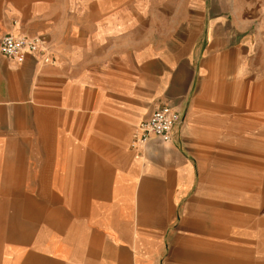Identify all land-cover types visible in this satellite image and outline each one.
I'll use <instances>...</instances> for the list:
<instances>
[{
  "label": "crops",
  "instance_id": "crops-1",
  "mask_svg": "<svg viewBox=\"0 0 264 264\" xmlns=\"http://www.w3.org/2000/svg\"><path fill=\"white\" fill-rule=\"evenodd\" d=\"M58 7L39 0L7 32L46 38L54 64L31 55L17 64L0 54V264H167L180 224L190 237L194 215L204 220L193 212L210 206L221 220L213 225L235 235L237 255H252V237L264 225L246 227L236 216L250 220L264 209V189L237 198L229 190L232 205L209 199L211 187L197 182L198 160L186 145L191 128L179 129L181 122L168 143L132 146L135 126L167 102L186 119L192 85L179 75L177 57L147 45L145 26L131 28L113 6L51 10ZM225 52L217 53L218 81L228 83L218 106L233 107L239 140L242 109L226 100L237 76L226 74ZM250 130L258 138L257 126ZM219 131L225 151L226 129ZM225 251L209 262L245 264Z\"/></svg>",
  "mask_w": 264,
  "mask_h": 264
},
{
  "label": "rangeland",
  "instance_id": "rangeland-1",
  "mask_svg": "<svg viewBox=\"0 0 264 264\" xmlns=\"http://www.w3.org/2000/svg\"><path fill=\"white\" fill-rule=\"evenodd\" d=\"M37 1L0 0V37L8 32L11 25H17L18 18L28 14ZM57 1L59 7L51 10L89 12L104 11L113 6L117 11L126 12V21L131 28L138 24L145 26L147 45L158 44L168 59L177 57L179 75L183 73L189 77L192 86L187 90L185 100L188 118L183 120L182 113L173 132L180 122L179 129L184 124L190 126V139L186 145L198 160V163L195 162L197 172L199 170L197 182L208 181L211 187L207 195L209 199L219 198V201L232 205L235 202L229 190H233L237 198L240 193L264 189V138L260 137L261 133L264 134V0ZM134 34L132 31L129 35L131 41L137 36ZM218 50L221 53L226 51V74L235 71L237 76L231 87L232 97L226 100L235 103L231 106L242 109L240 119L244 135L239 140L233 136V107L229 113V102L226 106L222 104L221 109L218 106L219 98L225 100L223 95L228 85L218 81ZM228 53L235 55L228 58ZM192 55L194 65L191 64ZM178 88L183 89L180 82ZM252 125L257 126L258 138L249 136L253 133L250 130ZM224 128L225 151L218 146L222 140L219 129ZM200 210L193 212L196 215L203 212L200 216L204 215L203 225L198 223L199 218L195 215L192 219L193 234L188 238H192L193 242L186 237L185 225L181 223L178 244L169 252L167 264H216L209 262L207 256L220 255L225 245V252L232 262L240 260L245 264H264V209H260L250 220L242 218L240 213L236 216L237 222H247L246 227L256 220L262 226L257 227L262 236H258L256 231L252 237L255 245L250 244L254 246L252 255L243 257L237 255L235 235L213 225L214 222H221L217 221L213 207ZM226 213L232 214L229 211ZM183 218L186 216L183 215Z\"/></svg>",
  "mask_w": 264,
  "mask_h": 264
},
{
  "label": "built area",
  "instance_id": "built-area-1",
  "mask_svg": "<svg viewBox=\"0 0 264 264\" xmlns=\"http://www.w3.org/2000/svg\"><path fill=\"white\" fill-rule=\"evenodd\" d=\"M0 54L17 64L23 63L28 55L36 57L45 64H54L56 61L48 48L46 38L17 35L12 32L0 37ZM180 117L182 116L177 108L168 103L155 109L151 116L135 126L132 138L133 148L139 151L153 138L166 143L170 142ZM139 156L140 153L135 154V158Z\"/></svg>",
  "mask_w": 264,
  "mask_h": 264
}]
</instances>
